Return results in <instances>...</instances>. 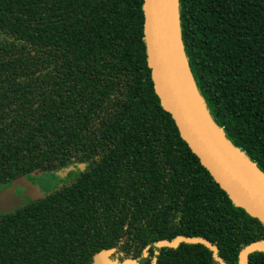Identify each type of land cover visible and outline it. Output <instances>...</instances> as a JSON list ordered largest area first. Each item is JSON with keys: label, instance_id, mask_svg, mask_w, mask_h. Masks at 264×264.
<instances>
[{"label": "trees", "instance_id": "1", "mask_svg": "<svg viewBox=\"0 0 264 264\" xmlns=\"http://www.w3.org/2000/svg\"><path fill=\"white\" fill-rule=\"evenodd\" d=\"M144 5L0 0V188L78 168L0 216V264H90L103 251L128 264H264V218L218 186L163 102ZM176 11L207 115L264 176V0H176ZM181 238L196 241L156 253Z\"/></svg>", "mask_w": 264, "mask_h": 264}, {"label": "water", "instance_id": "2", "mask_svg": "<svg viewBox=\"0 0 264 264\" xmlns=\"http://www.w3.org/2000/svg\"><path fill=\"white\" fill-rule=\"evenodd\" d=\"M144 10L146 43L157 87L183 138L219 187L237 204L264 218V176L231 147L207 115L180 43L176 0H145ZM16 182L22 184L21 191L13 186L0 188V216L43 195L38 185L23 177L13 183ZM185 241L196 240L162 242L155 247L156 253L163 246L177 247ZM109 254L110 251L97 254L90 264H128L111 261Z\"/></svg>", "mask_w": 264, "mask_h": 264}, {"label": "rangeland", "instance_id": "3", "mask_svg": "<svg viewBox=\"0 0 264 264\" xmlns=\"http://www.w3.org/2000/svg\"><path fill=\"white\" fill-rule=\"evenodd\" d=\"M78 174V168L68 169L61 173H47V174H40L33 176L30 182L33 184L38 185L42 192H50L59 185L70 181L71 179L75 178ZM19 188L20 185L17 186Z\"/></svg>", "mask_w": 264, "mask_h": 264}, {"label": "flooded vegetation", "instance_id": "4", "mask_svg": "<svg viewBox=\"0 0 264 264\" xmlns=\"http://www.w3.org/2000/svg\"><path fill=\"white\" fill-rule=\"evenodd\" d=\"M31 181V180H30ZM33 184V182H31ZM22 190V184H21V187L19 188L18 191H21ZM17 191V190H16Z\"/></svg>", "mask_w": 264, "mask_h": 264}, {"label": "bare ground", "instance_id": "5", "mask_svg": "<svg viewBox=\"0 0 264 264\" xmlns=\"http://www.w3.org/2000/svg\"><path fill=\"white\" fill-rule=\"evenodd\" d=\"M241 153V152H240Z\"/></svg>", "mask_w": 264, "mask_h": 264}]
</instances>
